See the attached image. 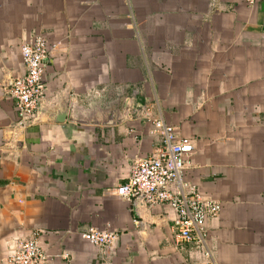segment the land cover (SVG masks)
<instances>
[{
  "label": "crops",
  "instance_id": "1",
  "mask_svg": "<svg viewBox=\"0 0 264 264\" xmlns=\"http://www.w3.org/2000/svg\"><path fill=\"white\" fill-rule=\"evenodd\" d=\"M37 35L49 95L24 127L12 83ZM64 102L143 109L113 127L50 122ZM155 119L194 141L185 179L221 203L209 256L178 237L171 210L118 195L161 149ZM90 228L116 239L96 247ZM34 234L45 264H264V0H0V264Z\"/></svg>",
  "mask_w": 264,
  "mask_h": 264
},
{
  "label": "built area",
  "instance_id": "2",
  "mask_svg": "<svg viewBox=\"0 0 264 264\" xmlns=\"http://www.w3.org/2000/svg\"><path fill=\"white\" fill-rule=\"evenodd\" d=\"M256 7L261 0H242ZM49 42L43 35L22 47L26 73L12 83V97L21 126L36 120L39 108L49 91L45 75L51 57ZM152 122V121H151ZM153 134L160 135L162 146L157 156L142 157L130 169L128 181L118 188V195L135 201L142 199L149 208H165L174 213L173 227L183 241L196 243L209 256L206 225L222 213L221 203L204 195L197 184L185 179L193 165L194 141L180 137L178 129L163 120H153ZM83 239L96 247L113 244L116 235L111 231L90 228ZM48 257L40 245L38 234L19 243L9 259L10 264H45Z\"/></svg>",
  "mask_w": 264,
  "mask_h": 264
},
{
  "label": "water",
  "instance_id": "3",
  "mask_svg": "<svg viewBox=\"0 0 264 264\" xmlns=\"http://www.w3.org/2000/svg\"><path fill=\"white\" fill-rule=\"evenodd\" d=\"M126 102H127L126 105H128L129 100H127ZM41 107L39 108V110L41 109ZM141 109H143V105L138 104L135 110H133L130 114L125 115L121 113L120 103L117 102L106 110H102L100 108L96 109V107H94L88 113H76L70 111L69 105L64 102L61 103L60 105L55 106L53 109H50L47 112L46 116L48 120L53 123L70 122L78 125L113 127V126L121 125L124 121L128 119L139 118L140 117L139 113ZM139 205L146 207L142 199L135 200V207H138Z\"/></svg>",
  "mask_w": 264,
  "mask_h": 264
},
{
  "label": "rangeland",
  "instance_id": "4",
  "mask_svg": "<svg viewBox=\"0 0 264 264\" xmlns=\"http://www.w3.org/2000/svg\"><path fill=\"white\" fill-rule=\"evenodd\" d=\"M13 251H15V250H13ZM13 251H12V252H13ZM11 254H12V253L10 252V254H9V256H8V259H10V257H11Z\"/></svg>",
  "mask_w": 264,
  "mask_h": 264
}]
</instances>
